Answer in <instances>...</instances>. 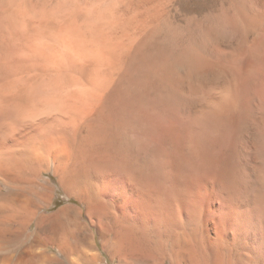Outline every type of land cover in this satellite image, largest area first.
I'll return each instance as SVG.
<instances>
[{
	"label": "bare ground",
	"instance_id": "6f19581e",
	"mask_svg": "<svg viewBox=\"0 0 264 264\" xmlns=\"http://www.w3.org/2000/svg\"><path fill=\"white\" fill-rule=\"evenodd\" d=\"M53 178L113 262L264 264V0H0V264L75 250Z\"/></svg>",
	"mask_w": 264,
	"mask_h": 264
},
{
	"label": "rangeland",
	"instance_id": "374dc122",
	"mask_svg": "<svg viewBox=\"0 0 264 264\" xmlns=\"http://www.w3.org/2000/svg\"><path fill=\"white\" fill-rule=\"evenodd\" d=\"M53 183L55 184L57 191H56V198L52 211L58 210L59 208L68 205L74 206L83 211L82 220L75 219L74 220L75 222L70 227L73 234H71L72 236L70 235L71 237L69 236L70 238H68V241L76 244L75 237H77V244L75 250L68 251L66 250L65 247H63L64 253L61 254L59 251H57L58 249L57 250L55 249L56 247L51 246L49 248V251L56 253L58 259V261L53 264H118L112 261L109 250L104 248L105 242L102 238V235L99 232V229L97 227H92L89 224L84 207L75 199H69L67 197L64 190L61 187L57 186L56 178H53ZM80 223L86 224V227L84 225L80 227L79 226ZM21 249L10 248L5 252H0V256L10 253H13L15 256H17L20 254ZM91 251H95L99 255L100 261L94 263L90 259H88L87 256Z\"/></svg>",
	"mask_w": 264,
	"mask_h": 264
}]
</instances>
